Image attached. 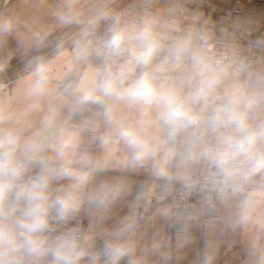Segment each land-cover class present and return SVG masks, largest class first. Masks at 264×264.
<instances>
[{
    "label": "clouds",
    "instance_id": "9594fccd",
    "mask_svg": "<svg viewBox=\"0 0 264 264\" xmlns=\"http://www.w3.org/2000/svg\"><path fill=\"white\" fill-rule=\"evenodd\" d=\"M205 2L63 0L89 71L61 89L32 54L49 33L3 0L0 73L20 71L0 81V264H264V0Z\"/></svg>",
    "mask_w": 264,
    "mask_h": 264
},
{
    "label": "crops",
    "instance_id": "0c3cea01",
    "mask_svg": "<svg viewBox=\"0 0 264 264\" xmlns=\"http://www.w3.org/2000/svg\"><path fill=\"white\" fill-rule=\"evenodd\" d=\"M118 1L121 0H80V6L85 12H89L93 9L104 10ZM131 1L141 2L142 0ZM177 2H181V0H167V2L158 4L157 10L163 14ZM62 3L63 0H11V6L20 12L35 29L49 33L40 48L33 50L32 54H39L50 62V77L53 86L64 89L78 87L85 73L89 71V67L85 64H78L72 59L71 39L79 31V28L75 25L59 27L52 16L53 10ZM108 25L109 23L106 20H101L99 23L100 31L103 32ZM4 55L6 56L7 53ZM19 71L20 66L13 62L12 65L7 66L0 73V79ZM92 109L95 113V108ZM120 115L127 117L130 116V113L121 109ZM88 144L87 142L86 146L92 151H98L95 143L92 146ZM133 178L136 180L142 179L140 176Z\"/></svg>",
    "mask_w": 264,
    "mask_h": 264
},
{
    "label": "built area",
    "instance_id": "2783aa9c",
    "mask_svg": "<svg viewBox=\"0 0 264 264\" xmlns=\"http://www.w3.org/2000/svg\"><path fill=\"white\" fill-rule=\"evenodd\" d=\"M163 2H167V0H142L141 2H134L131 0H121L109 5L104 10L112 11L115 13H122L124 14L125 18H131L144 10H149L151 12H158L157 10L158 4ZM212 2L213 0H206V2L201 4L200 6L203 7L205 10H207L211 6ZM217 2L219 3V7L221 9L232 8L233 5L235 4V0H223V2H219V0H217ZM197 6H198L197 3H189L187 5V7L189 8H195ZM236 7L243 11L260 10L259 5L247 3V0H241V3L237 4ZM106 21L110 23V21L108 20ZM15 75L16 74L6 75L4 78L0 79V81L8 83L15 78ZM94 114L95 113L93 109H91L89 112L84 114V117H78L74 122H78L79 119L81 118H92ZM88 143H89L88 145L92 146L94 142L89 140Z\"/></svg>",
    "mask_w": 264,
    "mask_h": 264
},
{
    "label": "water",
    "instance_id": "95a60500",
    "mask_svg": "<svg viewBox=\"0 0 264 264\" xmlns=\"http://www.w3.org/2000/svg\"><path fill=\"white\" fill-rule=\"evenodd\" d=\"M3 3V0H0V4H2Z\"/></svg>",
    "mask_w": 264,
    "mask_h": 264
}]
</instances>
